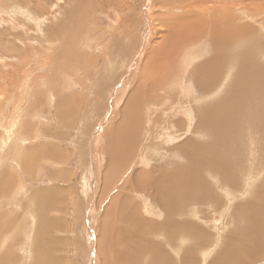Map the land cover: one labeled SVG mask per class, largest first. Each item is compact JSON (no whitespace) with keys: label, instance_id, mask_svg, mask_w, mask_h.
<instances>
[{"label":"rangeland","instance_id":"1","mask_svg":"<svg viewBox=\"0 0 264 264\" xmlns=\"http://www.w3.org/2000/svg\"><path fill=\"white\" fill-rule=\"evenodd\" d=\"M159 2L160 0H0V232L7 228L4 235L8 236L7 238L0 235V248L4 252V247L7 249L10 246L8 248L14 251L16 258L23 257L22 262L17 259L16 264H30L31 258L26 252L28 249L23 251L18 246L23 240L26 245L31 244L33 240L35 242V220L34 216L31 218L29 211L31 208L36 210L35 193H43L48 188H51L50 192H55L56 196H48L44 201L45 205L39 201L40 210L44 213L39 224L43 225L40 226L45 230L41 236L45 241L44 250L46 247L48 249L49 262L51 260V264H103L100 258H107L109 263L112 262L113 242L111 237L105 234L112 231L113 226H103L102 221H99L103 219L104 207L110 205V195L114 197L116 191H120L117 187H121V190L126 192L123 191L122 194L142 207L145 193L136 187L128 186V177L134 176L136 167L138 170L147 168V171L157 169V164H161L157 162V157L161 156H146V160H141L139 150V155H133V162L127 164L131 168L121 169L125 176L120 175L119 171L116 176L106 180L105 174L109 172L106 168L111 161V156H106V153L110 150V145L117 143L116 136H113L115 139H110L112 144L108 143L104 136L120 119L121 106V109L127 108L142 114L154 109L153 102L158 98H138L137 101L133 96L130 101L132 103L124 105L125 98L127 99L128 94L138 85L142 93L152 90L151 86L148 88L151 84L139 83L143 78V64L149 58L155 59L159 50L167 51L166 41L171 30L177 29L175 24H179L180 19L181 23L186 22V11H183V7L187 4V7L194 6L188 0H161L162 4ZM223 2L226 3V0ZM209 3L213 5V2ZM226 6L229 7L222 9L232 10L226 12L229 15L219 17L222 19L217 17L218 22L230 19L235 25H259V21L264 19V0H227ZM225 11L223 10L224 13ZM204 16L206 18V13ZM199 20L201 21H198V24L191 23L195 36L192 43L195 47H199L195 42L204 37L203 33L199 37V29L203 30L205 26L201 24L203 19L199 17ZM164 26L166 41L162 38ZM261 26L263 27L259 31L264 33V24ZM181 32L182 49H187L190 54L195 49L187 43L188 31L184 28ZM242 44L241 40H230L226 47L231 51L235 50V56L236 47ZM254 54L256 59L264 58V52L260 53L259 48L254 50ZM149 62L147 63L150 64ZM244 62L245 60L240 61L241 64ZM262 63L264 64V59ZM185 75L186 73L183 79ZM221 81L228 85L227 80ZM122 90L124 97L120 98ZM197 95V103L200 105L220 100V97L205 90ZM146 101L149 102L145 103ZM126 102L128 104V99ZM166 103L164 100V107ZM144 107L147 111H144ZM193 107H190V111L194 116L193 111L196 108ZM164 115V111L156 113L160 121ZM131 118L127 125L131 123L130 128L133 130L136 123L133 122V117ZM161 127L154 130L150 123L143 122L141 132L150 133L152 138L157 136L155 139L159 149H178L177 145L186 135L177 136L178 132H172L174 130L171 131L170 127H165L164 132H161ZM130 128L128 129L131 132H135L137 127L133 131ZM165 132L166 134H163ZM154 134L157 135L153 136ZM164 135H167V139H162ZM124 138H119V142L124 140L127 144L134 141L129 136ZM162 140H169V143L164 142V145ZM143 143L140 144L142 147L146 144ZM134 147L137 149L138 145ZM126 148L133 151L132 147L126 145ZM117 151H120L119 146ZM125 160L126 158L122 159V162ZM142 161L144 166H141ZM182 162L186 163L184 159ZM138 173L140 172L136 174ZM202 198L200 194H193L183 200V204L209 210L210 205L203 204ZM44 207L45 209H42ZM156 211L159 212V209ZM15 215L18 223H22V226L25 224L26 233L23 232L22 235L15 232L16 222L12 218ZM143 215L147 217L145 212ZM36 219L38 221V215ZM218 220L221 226L223 222ZM12 221L15 224H11ZM51 223L55 226L51 227ZM152 223L155 224V220ZM147 224L149 228L150 225ZM30 226H33V230ZM200 226L208 228L207 224ZM225 228L223 223L221 232ZM205 233L200 232L201 235ZM149 234H145L148 240ZM176 240L171 239L173 244L179 243ZM4 243L9 244L3 247ZM155 244H158L157 240ZM214 245L211 253L214 249L215 252L220 250V244ZM3 252L2 254H5ZM253 260L250 264H264V255Z\"/></svg>","mask_w":264,"mask_h":264},{"label":"bare ground","instance_id":"2","mask_svg":"<svg viewBox=\"0 0 264 264\" xmlns=\"http://www.w3.org/2000/svg\"><path fill=\"white\" fill-rule=\"evenodd\" d=\"M188 2L194 6L187 7V4L183 7L185 9L183 11H186L184 18L187 17L183 19L186 22L181 23L182 19L174 18L180 23L175 24L177 29L171 30L167 41L165 39L166 27H163L164 32L161 31V33L163 32L162 38L168 44V49L167 45L163 46L167 51L159 50L156 52L158 55L155 59L147 56L149 60L151 59V63L148 60L143 64L141 74L143 78L138 82L143 85L151 84L147 86L148 88L151 86L152 90H145L142 93L139 91L140 85H138L128 96L126 95L128 104L125 98L124 105L131 104L133 96L137 101H139L138 98L141 100L158 98L153 102L154 109H150L147 114H142L127 108L121 109L123 107L121 106L120 119L115 123L114 128H111L110 132L107 131L104 136L110 144H112L110 139H115L113 136H116L117 143L110 145V150L106 153V156H111V161L106 168L109 170L105 174L107 178L104 176L106 180L116 176L119 171L120 175L125 176L121 173V169L131 168L127 164L133 162L132 156L137 155L139 150L141 160H146V156L155 158L154 155H159L161 157H157L158 160H156L161 164L159 163L160 165L157 164V166L155 164L157 169L152 168L153 170L149 171L147 168L138 170L136 167L134 173H140L134 174L133 177L127 176L128 186L136 187L145 193L142 207L122 194L124 190L122 191L121 187H117L120 188V200L115 198L118 190L114 197L110 195L111 198L108 199L110 205L107 204L104 207L103 219L99 221H102L103 226L105 224L109 227L113 226V230H109L110 232L105 234L109 235L113 242V250H111L113 258L110 263L109 259L100 258L103 264H250L256 257L264 255V64L262 63L264 58L256 59L254 54V50L257 48L260 53L264 52V33L259 31L263 27L261 25L264 24V19H260L259 25L248 23L235 25L230 19L218 22L217 17L229 15L226 12L232 10L231 8L227 11H225L226 8L222 9L227 7V0L226 3L223 0H188ZM209 2H213V5ZM159 3L162 4L161 0ZM221 9L222 12H220ZM215 12L217 15H214ZM204 13H206V18H204ZM198 16L205 20L204 22L202 20L203 23L201 22L205 25L204 29H199V37L202 33L204 37L200 41L195 40V43L199 45V47H195L192 43L195 36L192 33L191 23L198 24L201 21ZM191 18L196 19L192 20ZM184 28L188 31L187 43L189 46L193 45L192 48L195 49L190 54L187 53V49H182L181 31ZM230 40L243 41L242 45L236 47L235 56V50L231 51L226 47V43ZM162 42L159 44L161 45ZM186 47L188 48V46ZM244 60L245 62L241 64L240 61ZM192 63L194 64L191 66ZM223 79L225 82L227 80L228 85L221 81ZM204 90L220 97V100L217 102L208 101V105L205 103L200 105L197 103L199 102L197 94L200 95ZM123 93L122 90L120 98L124 97ZM190 95L193 97L191 98ZM164 100L167 101L165 107L163 106ZM142 103L144 104V102ZM192 105L196 108L193 111L195 112L194 116L190 111ZM176 106L178 108L174 109ZM163 111L165 115L160 121V117L156 116V113ZM127 117L129 120L133 117V122L136 123L134 127H137L135 132L128 129L131 127V123L127 125V121H129ZM143 122L150 123L154 130L163 125L161 132H164L165 127H170L171 131L174 130L172 132H178L177 136L186 135L185 139L177 145L179 148L176 146L178 149H170V147L168 150L159 149L158 141L155 139L157 136L152 138L150 133L141 132ZM192 123L193 127L188 134ZM163 134L161 133V136ZM155 135L157 134L153 136ZM126 136L131 137L134 141L125 144L122 140L120 143L119 138H126ZM166 137L167 135H164L162 139H167ZM142 142L146 143H143V147L140 145ZM164 142L168 144L169 140H164L162 144ZM155 143L156 145H154ZM126 145L132 147L133 151L127 149ZM136 145H138L137 149L134 147ZM118 146L120 151H117ZM155 150L158 151L153 153ZM144 157L146 158L144 159ZM125 158L126 160L122 162V159ZM183 159L186 163L182 162ZM141 163H143L141 166L145 165L144 161ZM125 187L126 185H124ZM50 190L51 188H48L43 193H35L37 195V200L34 202L36 210L30 207L31 218L34 216V220L37 221L36 215H38L37 224L35 221L33 223L36 234L33 237V239L36 237L35 242L33 240L31 244L26 245L23 240L18 246L23 251L28 249L26 252L31 258L29 259L30 264H51L47 247L44 250L43 242L45 241L42 236L45 230L43 231L41 227L43 225L39 224L44 214L43 210H40L39 201L44 204L48 196H56L55 192H50ZM193 194L202 195L203 204L210 205L209 210L191 204H183V200ZM23 201L25 202V200ZM127 208L129 209L126 210ZM157 208L159 212L156 211ZM141 209L147 214V217L143 215ZM21 213L23 214V210ZM39 215L41 216L39 217ZM12 218L11 220L16 222L15 232L17 231L16 233L19 235L24 234L25 224L23 223V227L22 223H18L16 215ZM218 219H221L226 225L222 232L223 223L220 226ZM153 220H155V224L152 223ZM146 222L149 223V228ZM11 224L15 223L12 221ZM200 224H207L208 228L202 227ZM50 226L55 225L51 223ZM6 231L7 228H4L0 232L1 237L6 236L4 235ZM201 231L206 233L201 235ZM28 232L30 231L28 230ZM146 232L150 233L149 240L145 238ZM30 233L32 234V232ZM6 237L8 238V236ZM50 238L52 237L50 236ZM172 238L177 239L176 241L179 243L174 242V245L171 241ZM17 239H20L18 235ZM156 240L158 244H155ZM5 244L3 247L9 243ZM214 244H220V250L215 252L214 249L211 253ZM8 247L7 249L4 247L5 254H2L3 251L0 248V264H16L18 263L17 259L21 263L23 257L16 258L15 253L13 254L14 251ZM104 250L106 249L104 248Z\"/></svg>","mask_w":264,"mask_h":264},{"label":"crops","instance_id":"3","mask_svg":"<svg viewBox=\"0 0 264 264\" xmlns=\"http://www.w3.org/2000/svg\"><path fill=\"white\" fill-rule=\"evenodd\" d=\"M116 195H117V197H116V198H117L118 200H120V191H119V192H117V193H116ZM148 237H149V236H148Z\"/></svg>","mask_w":264,"mask_h":264}]
</instances>
